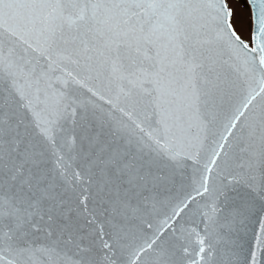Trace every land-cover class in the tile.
<instances>
[{"label": "snow or ice", "instance_id": "1", "mask_svg": "<svg viewBox=\"0 0 264 264\" xmlns=\"http://www.w3.org/2000/svg\"><path fill=\"white\" fill-rule=\"evenodd\" d=\"M0 0V264H264V0Z\"/></svg>", "mask_w": 264, "mask_h": 264}, {"label": "rangeland", "instance_id": "2", "mask_svg": "<svg viewBox=\"0 0 264 264\" xmlns=\"http://www.w3.org/2000/svg\"><path fill=\"white\" fill-rule=\"evenodd\" d=\"M239 3H240V7L243 9L244 8V5H243L242 0H239Z\"/></svg>", "mask_w": 264, "mask_h": 264}]
</instances>
